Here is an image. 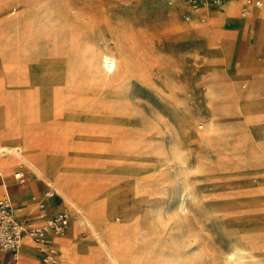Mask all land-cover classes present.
I'll return each instance as SVG.
<instances>
[{
	"label": "rangeland",
	"instance_id": "1",
	"mask_svg": "<svg viewBox=\"0 0 264 264\" xmlns=\"http://www.w3.org/2000/svg\"><path fill=\"white\" fill-rule=\"evenodd\" d=\"M227 1L235 47L183 0H0V195H55L57 264H264V0Z\"/></svg>",
	"mask_w": 264,
	"mask_h": 264
},
{
	"label": "crops",
	"instance_id": "2",
	"mask_svg": "<svg viewBox=\"0 0 264 264\" xmlns=\"http://www.w3.org/2000/svg\"><path fill=\"white\" fill-rule=\"evenodd\" d=\"M259 1L261 2V0H259ZM261 4L260 5L250 4V5H247L246 7H247V9L251 8V10H252L253 9L252 7H259V6H261ZM223 5H222L223 6L222 8L211 7L208 9H203V10L199 11L198 13L192 14L191 18L189 20L199 18V16H201L202 14L208 16L212 22L207 25V27L205 28V31H203V32L200 31L205 35V41L208 44L212 45L209 42V39H210L209 34H211L212 38L214 39V44H216L219 40H221V42L224 43L225 45H227L228 47L229 46L235 47L236 42H239L243 38V36H244V34H245V32L249 26H248V23L246 22V20L244 23L245 28L244 27L239 28L236 25V23L234 22V18H236L234 13L237 10L238 2H237V7H236L235 11L232 12L231 14H229L228 9L225 8V6H227V1ZM186 13H187V11H186ZM255 14L264 16V10H261L258 13L256 12ZM189 20H185V21H189ZM196 30H199V29H196ZM225 45H223V49L226 50L227 47ZM211 60L213 62H217V61L221 60V57H213V58H211ZM228 62H229L228 67H235L236 62H237L236 56L229 54L228 55ZM17 172H20L23 174V181H20L19 179L15 178L17 180L18 184H21L25 181L26 176L24 175V171H17ZM17 172H15V173H17ZM13 184H15V183H13ZM9 185H11V184H9ZM21 186L14 188L12 195H11V196H17L16 201L13 200L15 202V204L12 201H11V203L14 207L15 216L19 221H29L32 224L38 225L45 220V217H47L46 220L53 217L52 213H55L59 209V206H60V203L57 202L55 195L44 197L43 201H45V205L43 206L42 211L46 212V213L43 215H38V214H35L36 211H35L34 205L32 203L33 197L31 198L32 200H30V199L23 196V194L28 193L29 191L23 190V191L19 192L17 190ZM49 186L52 187L51 185H49ZM38 190H40L41 192L44 191L43 188L37 186V191ZM4 196H7V195L6 194L0 195V198L4 197ZM62 212L67 213V211H62ZM67 214L69 215V222H68V226L66 228L65 233L62 235H59V236H52L51 235V237L53 238L54 245L58 251V255H57L58 258L60 255V244H61L58 241V239L65 238L67 236L69 237L68 230H69V226L71 223V216L69 213H67ZM27 241H28L27 238H24L22 241L18 264H43V262L41 260V254L39 253V251L30 242H29V244H27L26 243ZM0 264H13L10 254L3 252V251H0Z\"/></svg>",
	"mask_w": 264,
	"mask_h": 264
},
{
	"label": "built area",
	"instance_id": "3",
	"mask_svg": "<svg viewBox=\"0 0 264 264\" xmlns=\"http://www.w3.org/2000/svg\"><path fill=\"white\" fill-rule=\"evenodd\" d=\"M187 9L184 15L189 20L191 15L203 9L219 7L227 0H183ZM260 5L259 0H246V6ZM15 178L23 181V174L17 172ZM53 194H48L51 196ZM69 222V215L65 212L49 218L44 225H35L29 221H19L14 213L11 200L7 197L0 198V251L10 254L13 264H18L20 246L24 238L39 251L43 264H57L58 251L51 236L65 233Z\"/></svg>",
	"mask_w": 264,
	"mask_h": 264
},
{
	"label": "bare ground",
	"instance_id": "4",
	"mask_svg": "<svg viewBox=\"0 0 264 264\" xmlns=\"http://www.w3.org/2000/svg\"><path fill=\"white\" fill-rule=\"evenodd\" d=\"M228 2V1H227ZM235 8H236V5H235V3H231V5L229 6V7H227V9H228V11H229V14H231L232 12H234L235 11ZM243 9L244 10H246L247 11V7L246 6H243ZM103 65H106V67H108V66H111L112 67V69L114 68V64H113V62H112V60L110 59V58H108V57H104V59H103ZM110 67V68H111ZM106 69V68H105ZM5 148H3V147H0V153H4L5 152ZM19 152H20V149H15V153L17 154V156H19ZM20 157V156H19ZM36 175L38 176V174L36 173ZM38 177H40V176H38ZM48 194H53L51 191H48ZM63 198L64 199H67V197L65 196V195H63ZM33 199V198H32ZM45 205V201H43V203H42V207ZM84 221H85V219L84 218H80L79 219V222L80 223H84ZM88 226V225H87ZM27 244H29V241H27L26 242ZM22 245V244H21ZM20 248H21V246H20Z\"/></svg>",
	"mask_w": 264,
	"mask_h": 264
}]
</instances>
